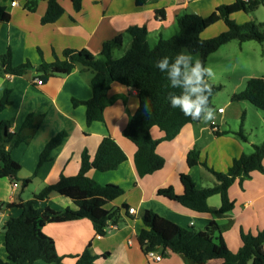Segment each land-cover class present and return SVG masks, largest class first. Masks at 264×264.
<instances>
[{
	"label": "crops",
	"instance_id": "obj_1",
	"mask_svg": "<svg viewBox=\"0 0 264 264\" xmlns=\"http://www.w3.org/2000/svg\"><path fill=\"white\" fill-rule=\"evenodd\" d=\"M30 1H37L34 11L28 8ZM30 1L18 0V6L12 7L13 0H0V8L10 14L8 23L0 22V57L11 52L14 66L26 63L33 66L22 76L0 73V100L6 91L10 92L11 99V104L0 112V125L7 123L10 133L15 134L23 130L29 116L36 124L35 130L23 131L30 135L28 143L11 150L12 157L22 166L19 178H31L32 183L25 189L19 182L21 189L15 191L11 179L0 178V261L15 264L5 248L4 226L10 217L20 216L21 209L7 208V205L34 199L35 194L56 184L62 175L76 176L81 169L83 152L87 150L93 159L107 136L124 150L127 160L116 171L92 169L88 176L103 186L116 185L123 190L120 198L106 206L107 210H119L117 229L100 236L89 219L47 224L43 231L55 240L63 264H77L78 257L88 247L95 257L94 264H187L182 254L171 250L158 248L155 251L162 256L161 261L150 259L143 251L139 237L145 229V222L153 214L158 229L167 238L174 237L180 230L205 231L208 227L219 226L221 236L234 253L242 246V232L257 235L264 231V173L254 172L242 184L239 180L233 184L229 195L235 208L224 215L196 212L158 194L160 189L173 188L176 194L182 195V174L191 176L199 188L213 187L216 179L210 169L226 173L236 158L254 150L256 144L240 139L236 134L239 130H222L214 123L209 125L201 121L188 124L176 139L159 144L157 153L165 160L163 169L142 178L134 162L137 148L123 135L139 107L137 90L113 84L106 100L105 121L88 125L86 106L75 105L74 101L92 99L93 74L79 69L69 74L50 70L49 73L54 75L45 81L37 70L43 63L53 62L55 55L61 56L67 49L88 50L99 58L104 45L109 42L118 43L113 57L116 53L122 57L131 46L127 31L136 26L147 29L149 43L154 46L161 37L168 38L178 33V16L187 13L208 17L219 6L230 5L237 0H190L189 3L183 0H144L142 5H138L137 0H82L79 11L75 10L72 0H59L65 12L55 23L48 25L41 22L47 3ZM158 11L165 12L164 19L157 15ZM251 14L239 12L233 18L243 25L252 20ZM211 28L201 35L203 39H211L227 31L222 27L220 32L213 33ZM232 42L211 54L207 66L212 60H222L218 54ZM245 43H242V50ZM231 54L233 57L236 55L233 51ZM250 77L247 74L241 77L235 88L237 92L246 87ZM38 79L43 81L41 85L37 83ZM244 102L237 106L239 111H252ZM220 109H223L220 113H224V108ZM241 123L244 124L242 117ZM61 132L66 133V138L53 151L50 160L39 167L40 156L47 144ZM152 132L155 139H161L162 133L158 128ZM193 149L199 152L200 163L190 167L187 157ZM208 204L212 210H218L221 197H211ZM45 206L56 211L78 209L71 199L55 192L49 199L37 202L38 208ZM130 209L135 213L130 214ZM214 238H219V234ZM34 264L48 263L38 261ZM206 264L226 262L222 258H212Z\"/></svg>",
	"mask_w": 264,
	"mask_h": 264
},
{
	"label": "trees",
	"instance_id": "obj_2",
	"mask_svg": "<svg viewBox=\"0 0 264 264\" xmlns=\"http://www.w3.org/2000/svg\"><path fill=\"white\" fill-rule=\"evenodd\" d=\"M47 3V10L41 22L43 25L55 23L62 17L65 10L59 0H43ZM74 8L79 11L82 0H72ZM144 0H137L142 5ZM37 1H30L28 8L34 11ZM261 6L264 0H237L230 5L219 6L210 16L201 17L197 14H183L177 17L178 33L164 38L152 46L149 43L148 31L145 27H132L127 31L131 38V46L120 58H114L113 53L117 48V42H109L104 45L102 54L96 58L88 50H65L61 56L55 55L51 63H43L37 70L42 80H48L54 75L69 74L76 69L89 71L93 74L91 87L92 99L75 105L84 104L87 109V123L104 122L106 100L115 83L137 90L139 107L130 118L123 135L137 148L134 162L140 177L153 175L163 169L165 160L157 153L161 142L173 141L178 137L185 126L196 122L186 117L178 108H172L168 99L170 92L179 94V89L170 87L167 75L156 67V61L161 57L175 58L180 52L186 50L191 54H198L199 61L207 66L211 54L222 46L238 41L241 44L250 41L264 43V23L254 21L239 25L233 16L239 12L250 14ZM157 15L164 19L165 12L158 11ZM10 14L0 8V22L8 23ZM225 23L227 31L212 39H203L201 35L209 28ZM4 68V69H3ZM33 66L26 63L14 66L12 54L8 52L0 57V73L22 76ZM221 87L212 86L210 106L212 100ZM234 103L249 102L260 110H264V78H251L246 87L232 96ZM145 103L151 106L150 115L145 113ZM11 104L10 92L6 91L0 100V112ZM245 116L243 117V119ZM158 128L162 133L161 139H155L153 129ZM34 118L29 116L18 133H10L7 123L0 125V178H9L14 183H22L27 188L32 179H20L22 166L12 157L11 150L28 143L30 135L24 134V130H35ZM227 134V133H224ZM243 141L247 137L242 131L236 133ZM66 133L57 134L46 146L40 156L39 167L50 160L55 149L64 139ZM253 152L243 154L236 158L226 173H219L210 169L216 179L213 187L199 188L194 179L182 174L181 182L184 193L178 195L173 188L160 189L158 194L166 198L176 200L183 206L200 213H216L224 215L235 208L231 200L229 190L239 180L242 184L246 178H250L254 172L264 173V142L253 146ZM190 167L198 166L199 152L196 149L188 153ZM127 160L124 150L110 137H105L100 143L95 157L85 150L82 154L81 169L76 176H61L60 180L43 189L34 199L19 204H8L7 208H20L18 217H10L5 226V248L15 264H34L42 261L48 264H63V257L58 254L56 242L47 236L43 229L50 223H65L80 219H89L96 234L106 236L110 225H118L119 210H107L106 206L123 195V190L116 185L103 186L88 176L90 170L100 172L116 171ZM58 193L71 199L77 210L70 208L56 211L50 206L37 207V202L50 198L52 193ZM219 195L221 207L212 210L208 200ZM221 227H208L205 231L180 230L174 237L167 238L158 229V223L152 215L145 222L139 241L143 251L147 254L158 248L171 250L182 254L187 264H206L212 258H222L226 264H264V231L257 235L242 232V246L238 252H232L223 237ZM219 234V238L214 235ZM95 257L88 247L78 257L77 264H94ZM0 264H8L0 261Z\"/></svg>",
	"mask_w": 264,
	"mask_h": 264
},
{
	"label": "rangeland",
	"instance_id": "obj_3",
	"mask_svg": "<svg viewBox=\"0 0 264 264\" xmlns=\"http://www.w3.org/2000/svg\"><path fill=\"white\" fill-rule=\"evenodd\" d=\"M251 17L258 24L264 23V7L258 8L251 14ZM222 27L227 29L224 23H220L213 26L210 31L216 33L218 30L220 32ZM230 45L223 49L224 52L218 54L222 60H212L210 62L214 72V79L210 81L211 86H220L221 90L216 93L212 100L213 107L216 110L215 119L207 124L214 123L220 126L222 130H233L235 132L242 129L248 141L251 140L256 145H260L264 142V110L256 108L249 102H244L252 111L247 110L246 112L242 110L241 113L237 108L241 103H234L232 96L237 93L235 88L243 75L247 74L251 76L250 78H264V43L257 41L246 42L243 50L241 49L242 44L238 41H234ZM232 51L236 54L234 57L231 54ZM185 52L189 53L187 50ZM116 54L115 58H120V55ZM191 55L193 62L197 61L196 58L199 60L198 54ZM221 107L224 108V113L219 112ZM244 116L245 118L243 119ZM241 117L244 124L241 123Z\"/></svg>",
	"mask_w": 264,
	"mask_h": 264
},
{
	"label": "clouds",
	"instance_id": "obj_4",
	"mask_svg": "<svg viewBox=\"0 0 264 264\" xmlns=\"http://www.w3.org/2000/svg\"><path fill=\"white\" fill-rule=\"evenodd\" d=\"M156 67L166 73L170 87L179 89V94L170 92L168 99L172 108H178L186 117L192 120L209 123L214 121L216 110L210 106L214 79L211 66H205L202 61L193 62L190 53L180 52L175 58L161 57L156 61ZM145 113L150 115L151 106L144 105Z\"/></svg>",
	"mask_w": 264,
	"mask_h": 264
},
{
	"label": "built area",
	"instance_id": "obj_5",
	"mask_svg": "<svg viewBox=\"0 0 264 264\" xmlns=\"http://www.w3.org/2000/svg\"><path fill=\"white\" fill-rule=\"evenodd\" d=\"M27 1H30V0H27ZM183 1H184L185 3H189V2H190V0H183ZM16 6H18V0H13V2H12V7H16ZM37 83H38L39 85H41V84L43 83V81L40 80V79H38V80H37ZM219 112H223V109H220ZM13 188H14L15 191H19V190L21 189V186H20L19 183H14ZM129 213H130V214H134V213H135V210H134V209H130V210H129ZM116 229H117V226H116V225H110V227H109V231H110V230L113 231V230H116ZM147 256H148L150 259L154 260V261H161V260H162V256H161V255H158L155 251H150V252H148V253H147Z\"/></svg>",
	"mask_w": 264,
	"mask_h": 264
}]
</instances>
